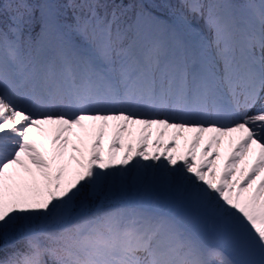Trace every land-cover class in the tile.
I'll return each instance as SVG.
<instances>
[{
  "label": "snow or ice",
  "instance_id": "snow-or-ice-1",
  "mask_svg": "<svg viewBox=\"0 0 264 264\" xmlns=\"http://www.w3.org/2000/svg\"><path fill=\"white\" fill-rule=\"evenodd\" d=\"M0 264H264V0H0Z\"/></svg>",
  "mask_w": 264,
  "mask_h": 264
},
{
  "label": "rangeland",
  "instance_id": "rangeland-1",
  "mask_svg": "<svg viewBox=\"0 0 264 264\" xmlns=\"http://www.w3.org/2000/svg\"><path fill=\"white\" fill-rule=\"evenodd\" d=\"M116 133V129L114 127H109L107 130H106V136H105V148L107 149V146L108 144L110 143L111 139L114 137ZM139 128L135 129V132H134V136L132 137L133 141L134 142H138L139 140ZM189 135V141H190V138H191V135L192 134H188ZM156 139V135L154 133L153 135V142L155 141ZM207 141V135H206V138H205V142ZM163 143L164 144H168L169 143V137L168 136H165L163 138ZM203 147H204V144L202 143L201 145V150H203ZM187 148H188V144L185 142V140L183 138H181L180 140V146L178 149H174V151L178 152L179 154H185L187 152ZM150 151H154V149H149ZM161 151H163V149H161ZM221 152H222V156H221V164L223 163L224 159H226L227 155H228V149H227V145H225L222 149H221ZM200 152L198 151V160H200Z\"/></svg>",
  "mask_w": 264,
  "mask_h": 264
},
{
  "label": "trees",
  "instance_id": "trees-1",
  "mask_svg": "<svg viewBox=\"0 0 264 264\" xmlns=\"http://www.w3.org/2000/svg\"><path fill=\"white\" fill-rule=\"evenodd\" d=\"M157 2H160V0H157ZM236 2H242V0H236Z\"/></svg>",
  "mask_w": 264,
  "mask_h": 264
}]
</instances>
